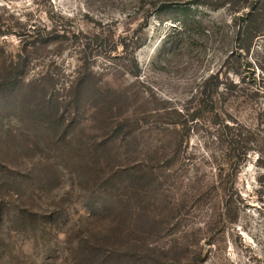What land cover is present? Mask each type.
<instances>
[{
	"label": "rangeland",
	"instance_id": "obj_1",
	"mask_svg": "<svg viewBox=\"0 0 264 264\" xmlns=\"http://www.w3.org/2000/svg\"><path fill=\"white\" fill-rule=\"evenodd\" d=\"M249 15L264 0H0V264H264Z\"/></svg>",
	"mask_w": 264,
	"mask_h": 264
},
{
	"label": "trees",
	"instance_id": "obj_2",
	"mask_svg": "<svg viewBox=\"0 0 264 264\" xmlns=\"http://www.w3.org/2000/svg\"><path fill=\"white\" fill-rule=\"evenodd\" d=\"M247 19H249V23L247 24V26L245 27V30H244L245 32H247V34H249L250 36H256V35H259L260 33L264 32L263 23L258 24V21H257L255 15H249V17ZM240 137L241 138H238V135H233L231 137V139L227 140V149L225 152V156H226L225 162L222 163L221 167H219L220 173L223 172L225 166L228 167L227 169L229 171H234L235 170L234 167L236 166V164H238L239 161H241V159L246 157L249 149H247V147L241 145V144H243L241 142L243 138L241 135H240ZM260 158H261V156L259 157V159ZM222 181H224V180H222ZM229 183H231V185L235 184L233 181H227L226 184H224V185H222V183H221V186L216 184V183H212L213 184L212 186L208 185L210 190L211 189H212V191L222 190V192L224 194L223 199L221 201L222 207H221L220 211L217 213L218 216L221 217L224 222L227 221L228 218H230V216H231V207L229 206L230 198L227 197V192L230 190L229 189V185H230ZM192 184H191V189L194 191V193H197L199 188H202L200 181L198 179L194 180ZM203 189H205V187ZM205 192H209V191H205ZM204 226H205V229H207V231L212 229V223L207 222V223H205ZM93 228H95V227H89L88 230L90 231ZM114 235L115 234L113 232H111V234L109 235L108 238H112V237H114Z\"/></svg>",
	"mask_w": 264,
	"mask_h": 264
}]
</instances>
